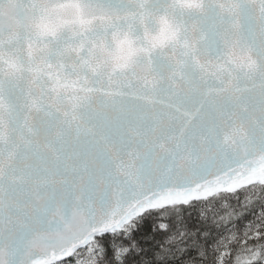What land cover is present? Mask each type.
<instances>
[{
  "label": "snow or ice",
  "instance_id": "obj_1",
  "mask_svg": "<svg viewBox=\"0 0 264 264\" xmlns=\"http://www.w3.org/2000/svg\"><path fill=\"white\" fill-rule=\"evenodd\" d=\"M0 264H264V0H0Z\"/></svg>",
  "mask_w": 264,
  "mask_h": 264
},
{
  "label": "trees",
  "instance_id": "obj_2",
  "mask_svg": "<svg viewBox=\"0 0 264 264\" xmlns=\"http://www.w3.org/2000/svg\"><path fill=\"white\" fill-rule=\"evenodd\" d=\"M245 217H246V222H247V221L254 220V217H253L250 213H245ZM242 218H243V217H242ZM237 223H238V226H239L240 228H243V225H240L239 222H237Z\"/></svg>",
  "mask_w": 264,
  "mask_h": 264
}]
</instances>
